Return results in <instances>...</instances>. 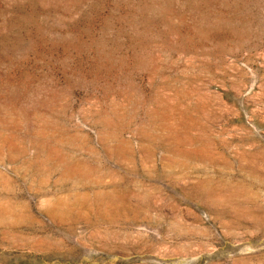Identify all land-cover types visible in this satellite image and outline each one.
Here are the masks:
<instances>
[{"label": "rangeland", "instance_id": "obj_1", "mask_svg": "<svg viewBox=\"0 0 264 264\" xmlns=\"http://www.w3.org/2000/svg\"><path fill=\"white\" fill-rule=\"evenodd\" d=\"M0 264H264V0H0Z\"/></svg>", "mask_w": 264, "mask_h": 264}]
</instances>
